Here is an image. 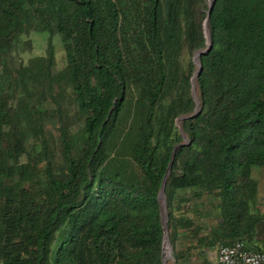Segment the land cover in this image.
<instances>
[{"label": "trees", "instance_id": "obj_1", "mask_svg": "<svg viewBox=\"0 0 264 264\" xmlns=\"http://www.w3.org/2000/svg\"><path fill=\"white\" fill-rule=\"evenodd\" d=\"M211 5L197 114L179 120L187 144L163 186L174 264L235 240L264 252L251 175L264 171V0ZM206 10V0H0V264H161L157 193L181 140L175 119L194 109L196 67L180 56L206 48ZM29 32L46 47L24 60ZM110 155L134 163L132 182L106 173Z\"/></svg>", "mask_w": 264, "mask_h": 264}, {"label": "rangeland", "instance_id": "obj_2", "mask_svg": "<svg viewBox=\"0 0 264 264\" xmlns=\"http://www.w3.org/2000/svg\"><path fill=\"white\" fill-rule=\"evenodd\" d=\"M207 3V0H206ZM28 42V46L26 44ZM20 47L17 51L16 57H23L24 60L34 56V55H42L44 53L46 47V35L45 34H38L35 32H29L26 36H23L21 39ZM51 45L53 47L54 57H55V66L56 70L62 68L63 66V59H62V51H61V44L57 38V36H53L51 38ZM22 47V48H21ZM194 53H187L186 50L181 52V65L185 66L188 61L193 63V56ZM194 65V64H193ZM196 96V90H195ZM49 103H51L49 101ZM64 101V105H65ZM41 123L43 124V135L48 139L47 146L48 149L53 153L54 160L59 161L58 155V141H57V133L55 131L56 125L53 124L52 118L49 114H40ZM177 119V118H176ZM175 119V126L179 128V120ZM179 131V129H178ZM37 142V141H36ZM57 161V162H58ZM105 171L109 175L117 174L122 179L127 180L128 182H132L138 173V170L134 163L128 157H112L111 155L105 162ZM251 175L257 180V203L260 206L261 210H264V171L262 169H253ZM211 203H215L216 201L211 198L209 200ZM204 204L207 203L206 199L202 201ZM260 210V211H261ZM176 211L175 213H177ZM215 211H211L208 216H206V221H214L215 218L213 215ZM205 224V221H203ZM185 243V242H184ZM178 247V246H177ZM172 251L170 253V258L168 257L164 264H174L173 262ZM189 261L184 264H193V259H188Z\"/></svg>", "mask_w": 264, "mask_h": 264}, {"label": "water", "instance_id": "obj_3", "mask_svg": "<svg viewBox=\"0 0 264 264\" xmlns=\"http://www.w3.org/2000/svg\"><path fill=\"white\" fill-rule=\"evenodd\" d=\"M211 1L212 0H207V10L205 12V17H204L203 24H202L203 35H204V37L206 39L205 40L206 48L203 49V50L196 51L194 53V56H193V64L196 67V70L193 72V74H192V76L190 78L191 96H192V99L194 101L193 113L190 114L189 116H180L176 120H181V119L186 118V117H193V116H195L197 114L198 100L196 99V96H195V77L198 75L199 70H200V66H199V62L197 60V57L200 54L206 52L207 49L209 48L208 39H207L206 23H207V19H208L209 13H210L211 8H212ZM178 129L180 131L181 140H180L179 143L174 145L173 148H172V151L170 153V157H169L168 163L166 165L165 172L163 174V177H162V180H161V184H160V187H159V190H158V193H157V202H158V206H159V217H160V222H161V227H162V240H161V251H160L161 264H164V262H165V258H164V254H163V249H164L165 245L167 246V251L169 253V256H170V253H171V247L169 245V240H168V235H167V227H166V224H167V212H166V207H165V197H164V193H163V186H164L165 178L170 172L172 160H173V157H174V150L176 148L180 147L181 145L187 144L186 135L181 132L180 127Z\"/></svg>", "mask_w": 264, "mask_h": 264}, {"label": "built area", "instance_id": "obj_4", "mask_svg": "<svg viewBox=\"0 0 264 264\" xmlns=\"http://www.w3.org/2000/svg\"><path fill=\"white\" fill-rule=\"evenodd\" d=\"M214 251L213 264H264V252L245 249L241 240L219 243L214 246Z\"/></svg>", "mask_w": 264, "mask_h": 264}, {"label": "crops", "instance_id": "obj_5", "mask_svg": "<svg viewBox=\"0 0 264 264\" xmlns=\"http://www.w3.org/2000/svg\"><path fill=\"white\" fill-rule=\"evenodd\" d=\"M214 258V246L211 248L198 246L189 250L188 259H193V264H213Z\"/></svg>", "mask_w": 264, "mask_h": 264}, {"label": "bare ground", "instance_id": "obj_6", "mask_svg": "<svg viewBox=\"0 0 264 264\" xmlns=\"http://www.w3.org/2000/svg\"><path fill=\"white\" fill-rule=\"evenodd\" d=\"M196 99H197V97H196ZM163 254H164V258H165V260H166V259L168 258V256H169V253H168V251H167V246H166V245L164 246Z\"/></svg>", "mask_w": 264, "mask_h": 264}]
</instances>
